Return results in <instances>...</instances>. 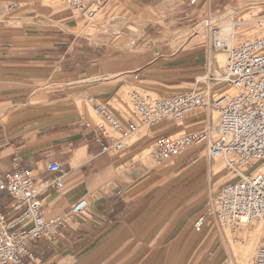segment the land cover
I'll return each mask as SVG.
<instances>
[{
	"label": "crops",
	"instance_id": "crops-1",
	"mask_svg": "<svg viewBox=\"0 0 264 264\" xmlns=\"http://www.w3.org/2000/svg\"><path fill=\"white\" fill-rule=\"evenodd\" d=\"M113 4V10L130 14L122 16L125 20L138 22L140 15L157 19L160 8L170 6L172 0H115ZM189 9L198 14L199 8ZM68 10L62 9L60 14ZM9 22L6 19L0 26ZM14 22L18 28L0 31L6 36H0V179L14 166L41 173V166L57 160L65 171V188L50 189L45 195L46 217L61 215L81 199L86 200L61 237L54 242L39 239L33 243L36 259H24V264H219L225 257L222 232L215 220L206 215L202 227H194L207 211L206 202V210L194 214L198 205L191 203L202 189L204 162L198 159L187 164L185 172L155 190L148 199L146 216L140 217L134 186L124 185L126 181L115 173L119 157L103 153L93 136L99 118L95 103L109 106L117 117L126 119L123 111L110 105L116 89L107 81H98L105 69L98 63L87 67L71 63L60 70L55 65L58 61L48 60L59 58V45H63L59 41L69 43V32L38 27L34 33L25 20ZM11 42L12 48L3 45ZM153 53L155 57L148 63L129 71L149 66L148 70L162 74L169 88L177 89L200 68L197 54L172 51L164 44L154 45ZM199 120L202 114L192 110L184 125V121L155 125L152 138L200 126ZM189 150H182L177 157H184ZM0 199L3 203L9 200L3 192ZM155 211V218L140 226ZM171 213L175 229H181L172 239L168 229L173 228L160 227Z\"/></svg>",
	"mask_w": 264,
	"mask_h": 264
},
{
	"label": "built area",
	"instance_id": "built-area-1",
	"mask_svg": "<svg viewBox=\"0 0 264 264\" xmlns=\"http://www.w3.org/2000/svg\"><path fill=\"white\" fill-rule=\"evenodd\" d=\"M115 0H63V2L93 21ZM201 0H186L196 6ZM203 14L206 36V74L203 87L167 95H153L132 90L128 92L129 117L120 119L103 103L94 110L101 122L93 129L94 140L103 153L121 152L127 141L140 130L161 121L179 123L192 109L206 113L205 125L196 132L179 131L153 137L149 143L154 164L174 159L182 150L201 144L208 159H219L229 178L218 192L207 200L206 214L194 223L200 229L211 216L225 235L243 238V227L258 223L263 232L261 243L245 264H264V11L255 22L254 33L239 31L246 20L230 21V30L221 34L214 22L210 0ZM213 51L225 54L223 75H216ZM138 79V75L135 76ZM217 81L230 86L227 92L216 94ZM200 82L199 79L195 80ZM216 112V121L213 120ZM117 133L112 135L108 130ZM65 171L57 160L47 162L43 171L14 166L0 179V264H24V259H36L32 245L39 239L56 241L81 212L86 200L81 199L65 213L46 217L44 197L50 189L65 188ZM219 264H236L228 254Z\"/></svg>",
	"mask_w": 264,
	"mask_h": 264
},
{
	"label": "rangeland",
	"instance_id": "rangeland-1",
	"mask_svg": "<svg viewBox=\"0 0 264 264\" xmlns=\"http://www.w3.org/2000/svg\"><path fill=\"white\" fill-rule=\"evenodd\" d=\"M113 2L107 5L95 20L87 21L82 15L67 6L63 0H0V22L6 19L12 21L7 26L1 25L0 31L16 29L19 26H16L14 21L24 20L33 31L38 27L60 28L68 31L69 43L66 44L65 40L59 41V44H63L59 45V58L49 59L48 61H58L55 65L60 70L63 67L70 66L71 63L81 67L98 63L106 71L105 75L98 77V81H107L117 92L116 98L111 101L110 105L123 111L126 118L130 116L127 108L129 106L128 92L132 90L147 92L156 96L204 86L201 81L205 80L204 76L206 74V36L203 18L208 6L206 0H201L196 6H188L186 0H172L170 6L164 5L160 8L157 19L154 20V18L140 15L141 20L138 22L125 20L130 14L124 12V16L118 10H113ZM192 7L199 8L198 14L193 15L189 12V8ZM65 8L69 10L61 15L60 11ZM210 9L213 20L218 25L224 26L230 21L244 19L246 22L239 27V31L254 33L256 18L258 19L264 11V0H210ZM179 10H185L186 12L175 14ZM187 13L188 15H186ZM120 16L125 17H122L123 21ZM37 23L39 26H37ZM34 33L36 32L34 31ZM0 36L2 35L0 34ZM158 39L163 40V42H157ZM160 44L168 45L172 51L179 52L182 50L186 53L197 54L200 58L199 70L190 79L188 78V83L181 84L178 88L176 87L177 89L169 88L163 80L162 74L158 71L148 70L149 66H145V68H141L136 72L129 71L132 67L145 65L155 57L153 47ZM3 45L11 47L13 43ZM93 50L95 51L93 52ZM104 51L106 52L102 55ZM217 53L223 52H212V57L214 56L213 69L217 65L215 58ZM48 54L50 55V53ZM50 57H53V55ZM136 75H139L138 79H135ZM216 75L222 76L223 69H219V73ZM196 79H199L200 82L196 83ZM219 86H215L217 89L221 87L218 92L224 89L222 85ZM146 88H151L150 91L152 92ZM213 90L216 89L213 87ZM192 110L201 113L202 120L198 121L200 126L187 128L184 130L185 133L196 132L206 123L207 115L204 111ZM189 112L186 113L184 122L181 125L185 124ZM97 120L101 122V119L97 118ZM164 122L167 121L159 123ZM154 127L155 125L140 130L127 141V146L121 152L112 154L120 159L115 173L126 181L124 185L127 184L135 188L137 195L136 209L140 213V217L146 216L144 212L149 204L148 199L153 192L165 185L170 179L180 176L186 170L183 167L198 159L204 162L203 173L200 177L202 189L200 194L193 196L191 203L198 205L194 214L206 210L209 195L218 192L229 178L226 171L222 170L219 159H208L202 145L198 144L187 148L190 149L189 153L180 159L175 157L162 164H154L149 154L150 142L147 141L148 138H152L151 130ZM108 131L114 136L118 135L111 129ZM41 167L42 172L45 166ZM155 212L144 218L139 223L140 226L151 222L158 214V212ZM174 218V213H171L164 217L160 225V227L173 228L168 229L171 232V239L181 230L175 229L176 227L172 222ZM242 229L240 236H243L244 239L240 237L233 239L228 230L225 231L226 237L222 234L223 257L232 253L236 264L246 263L261 243L263 235L258 223L247 225ZM158 236L156 233L155 240H158ZM252 237L255 238L254 249L250 255L242 259V247L248 242L247 239ZM233 245L235 247H231Z\"/></svg>",
	"mask_w": 264,
	"mask_h": 264
},
{
	"label": "bare ground",
	"instance_id": "bare-ground-1",
	"mask_svg": "<svg viewBox=\"0 0 264 264\" xmlns=\"http://www.w3.org/2000/svg\"><path fill=\"white\" fill-rule=\"evenodd\" d=\"M229 30H230V26H229V24H227V25H224V26H222L221 27V34H227L228 32H229ZM216 56H217V58H218V61H217V65H216V67H215V69H214V72L216 73V74H218L219 73V69H224V66H225V58H226V56H225V54L224 53H217L216 54ZM216 58V57H215ZM222 85V87L224 88L222 91H220V92H218V89H220L221 87L220 86ZM215 86H219L220 88H216ZM214 88L216 89L215 91H216V94H219V93H221V92H227V91H229L230 90V86L229 85H227V83H225V82H223V81H217V82H215V84H214ZM215 114H216V112H213V120H214V116H215ZM216 121V119L214 120V122ZM157 125V124H156ZM177 157V156H176ZM247 243L242 247V250H241V252H242V259H245L248 255H250L251 253H252V251H253V249H254V246H255V238H248L247 239ZM237 246V245H236ZM231 247H235L234 245L233 246H231ZM238 247V246H237Z\"/></svg>",
	"mask_w": 264,
	"mask_h": 264
}]
</instances>
